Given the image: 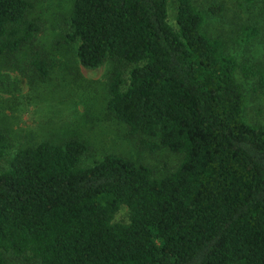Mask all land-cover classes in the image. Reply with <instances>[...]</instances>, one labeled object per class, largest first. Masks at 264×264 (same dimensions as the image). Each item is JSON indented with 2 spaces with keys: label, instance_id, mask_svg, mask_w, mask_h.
<instances>
[{
  "label": "trees",
  "instance_id": "trees-1",
  "mask_svg": "<svg viewBox=\"0 0 264 264\" xmlns=\"http://www.w3.org/2000/svg\"><path fill=\"white\" fill-rule=\"evenodd\" d=\"M176 2L174 26L169 0H75L59 43L86 68L114 62L107 113L143 149L183 155L178 167L158 175L117 153L84 165L91 147L76 137L9 157L0 128V264H264V123L246 116L247 81L264 88V71L242 51L264 35V0L232 22L227 0ZM33 7L0 0V57L31 47L44 81Z\"/></svg>",
  "mask_w": 264,
  "mask_h": 264
},
{
  "label": "rangeland",
  "instance_id": "rangeland-1",
  "mask_svg": "<svg viewBox=\"0 0 264 264\" xmlns=\"http://www.w3.org/2000/svg\"><path fill=\"white\" fill-rule=\"evenodd\" d=\"M30 1L34 3L31 17L42 26L38 41L50 51L52 69L46 80L38 79L29 67L31 47L23 48L16 60L0 57V128L11 138L9 157L16 150L43 140L60 143L76 137L91 147L83 160L84 165L117 153L151 166L158 175L175 170L183 155L168 148L155 153L143 149L138 143L140 138L132 136L126 124L107 113L114 62L107 61L95 69L86 68L78 60L75 45L59 43L63 40L67 28L65 20L72 13L75 0ZM239 1L240 4L237 0H227L231 5L226 13L229 16L227 22L240 20V17L248 21L251 16H256L259 7L251 8L252 4ZM176 14L177 2L169 0V20L174 26ZM259 19L264 31V17ZM217 26L218 21L213 20L208 29L212 33ZM251 43L242 51L244 55L248 52L252 67L264 71V35ZM239 77L243 80L241 73ZM247 93V120L264 123V88L250 79ZM0 166V170L8 167V161L4 160ZM8 257L9 264H39L12 254Z\"/></svg>",
  "mask_w": 264,
  "mask_h": 264
}]
</instances>
